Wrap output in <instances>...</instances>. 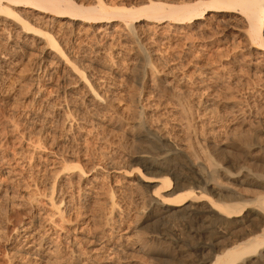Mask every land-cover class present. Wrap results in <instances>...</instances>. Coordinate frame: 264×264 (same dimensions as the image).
Masks as SVG:
<instances>
[{
    "label": "rangeland",
    "instance_id": "1",
    "mask_svg": "<svg viewBox=\"0 0 264 264\" xmlns=\"http://www.w3.org/2000/svg\"><path fill=\"white\" fill-rule=\"evenodd\" d=\"M73 1L90 3V0ZM105 1L119 5L133 0ZM3 22L0 23V264H24L22 254L13 253L19 247L16 242L19 237L12 231L15 226L29 222L25 214L29 213L28 205L19 207L27 194L40 202L33 201L32 215L35 210L49 214L52 211L42 205L47 182L53 180L57 186L64 178L68 183L64 191L70 198L65 223L45 231L48 237L57 239L61 264H73L76 260L81 264H129L124 255H116L110 262L105 250H97L89 239L106 234L110 226L119 236L141 218L137 213L143 207L145 190L126 189L123 178L112 170L107 172L113 163L110 166L122 171L135 167L144 174L137 159L151 154L154 147L151 149L148 143L134 137L139 109L146 118L145 124L158 138L191 145L189 150L199 146L209 151L204 145L207 136L217 144H224L232 137L264 131V58L256 64L252 60V64L245 41L234 29L211 24L179 33L154 30L140 34L137 44L116 33L108 35L111 30L83 34L45 25L69 62L84 72L97 94L100 92L103 99H108L106 111H97L100 112L97 123L87 111L90 102L85 91L69 70L61 64L50 67L40 64L36 48L25 45L19 34L5 33ZM139 47L150 56V63L140 59ZM3 56L7 59L4 64ZM111 64L115 66L114 72L107 70ZM179 106L190 108L192 120L188 124ZM261 139L264 142L263 134ZM200 157L194 156L193 160ZM55 163L64 168L61 165L51 168ZM93 164L99 169L101 197L105 193L114 196L116 210L111 221L102 198L90 199L78 191L80 172L89 176L87 172ZM106 218L110 221L108 226ZM43 222L36 221L35 227ZM177 223L172 219L159 221L151 229L171 236L176 233ZM73 229L75 232H71ZM146 253L134 254L133 261L170 262L169 255L157 260L151 251Z\"/></svg>",
    "mask_w": 264,
    "mask_h": 264
},
{
    "label": "bare ground",
    "instance_id": "2",
    "mask_svg": "<svg viewBox=\"0 0 264 264\" xmlns=\"http://www.w3.org/2000/svg\"><path fill=\"white\" fill-rule=\"evenodd\" d=\"M88 3L78 4L73 0H0V23L4 21L5 33L19 34L25 45L36 48L40 64L47 67L61 64L69 70L85 91L84 95L90 102L86 106L89 108L87 111L92 113L90 115L97 123L100 121V114H97L100 112L97 111H106L108 99H103L100 92L98 95V90L94 91L84 72L69 62L47 25L83 34L111 30L108 35L116 33L139 44L140 34H149L154 30L179 33L216 24L237 32L248 47L251 63L256 60V64L257 60L264 58V0H133L119 5H109L105 0H90ZM232 22L233 25L230 24ZM43 24L45 29L41 28ZM138 49L141 51L140 59L150 63V56L141 47ZM6 60L3 56L1 63ZM114 69L113 64L107 66L110 72ZM181 107L188 124L190 108ZM136 115L133 126L136 129L135 139L159 150L153 152L152 149L151 154L137 159L144 174L135 167L129 171H122L113 165L110 168L113 163L109 164L107 172L112 170L116 176L123 178L126 189L145 190L143 207L137 213L141 218L135 225L127 226L119 236L114 234L115 228L108 227L106 234L89 239L93 246L101 252L105 250L110 262L116 255H124L126 263L139 264L133 261L134 254L148 255L146 252L149 250L157 260L169 255L168 264H264V142L261 139L264 131L255 130L242 138L232 137L224 144H217L207 136L203 143L209 151L199 146L191 150V145L158 138L154 130L145 124L146 118L141 109ZM197 155L201 159L193 160ZM171 162L175 165H170ZM55 165L62 166L55 163L51 168ZM97 171L99 169L93 164L87 172L89 176L80 172L78 191L90 199L102 198L103 202H100L109 211L111 221L116 203L111 193H102L104 196L101 197ZM105 175L109 176L108 173ZM64 179L57 186L51 182L53 180L47 182L46 193L44 188L42 205L51 213L43 214L35 210L32 215V207L35 209L33 201L38 199L31 193L27 194L22 202L24 204L19 205H28L30 209L29 213H25L29 222L18 228L15 226L12 231L19 237L16 239L19 247L13 253L22 254L24 264L62 263L60 251L55 245L57 239L48 237L45 231L65 223L70 198L65 192L68 183ZM21 198L24 199V196ZM109 218H106L105 226L109 225ZM170 219L178 222L175 234L169 236L151 229L156 222ZM38 220H43L49 228L45 229L44 224L35 227ZM73 264L81 263L76 260Z\"/></svg>",
    "mask_w": 264,
    "mask_h": 264
}]
</instances>
